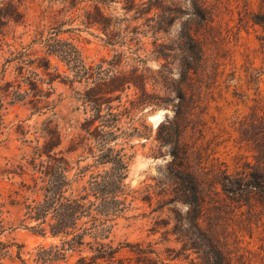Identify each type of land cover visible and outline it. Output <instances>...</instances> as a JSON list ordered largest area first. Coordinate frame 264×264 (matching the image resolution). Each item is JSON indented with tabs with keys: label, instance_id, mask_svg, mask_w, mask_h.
<instances>
[{
	"label": "rangeland",
	"instance_id": "1",
	"mask_svg": "<svg viewBox=\"0 0 264 264\" xmlns=\"http://www.w3.org/2000/svg\"><path fill=\"white\" fill-rule=\"evenodd\" d=\"M129 1L135 6L126 11ZM147 1L104 0L101 8L109 28L104 31L102 24L92 25L86 18V13H95L94 0H0L5 14L10 12V2L20 14L16 22L0 27V86L9 93L0 99L4 126L0 135V203L8 211L5 221L16 228L0 236L1 242L13 245L0 264H77V253H67L56 261L51 256L45 258L41 250L60 247V238H44L30 229L35 223L27 221L26 206L36 196L28 192L29 162L35 147L45 141L46 129L56 125L62 137L56 151L71 165H89L85 180L95 177L93 181L102 183L107 179L112 174L110 163L95 164L87 152L68 155L65 149L75 123L91 116L92 106L83 99L85 90L116 69L129 71L133 66L147 69L157 82H146L153 100L134 111V129L128 130L126 140L116 142L127 141L123 182L126 190L137 191V200L117 220L111 237L114 245L139 244L158 254L164 264H200L193 252H180L182 245L171 233L188 206L168 202L178 183L168 171L170 146H160L165 131H158L161 123L173 122L176 90L183 88L188 97L194 95V109L181 142L190 148L192 164L203 182L202 225L216 228L235 258L264 264V195L251 191L238 198L221 189L225 178L234 180L243 171L250 173L258 149L263 148L258 124L264 115V0H202V5L197 0H163L160 10L136 16V9ZM199 12L203 19L194 15ZM188 33L198 39L202 57L190 79L181 82L183 58L189 52L199 54L198 46L183 39ZM157 49H162L163 57L158 58ZM55 51L64 53L52 54ZM40 58L50 61L51 84L43 70L28 65ZM113 60L119 65L115 70L110 64ZM31 80L50 96L38 109L29 103ZM132 94L133 90L125 91L120 104L133 98ZM163 102L168 106H155ZM111 105L116 108L118 103ZM146 188L150 199L143 200L145 193L140 192ZM95 207L102 219L113 214L99 202ZM97 234L90 229L85 241L91 242ZM17 246H21L19 255ZM85 254L89 256L87 252L81 255ZM120 257L134 261L135 255L124 248Z\"/></svg>",
	"mask_w": 264,
	"mask_h": 264
},
{
	"label": "trees",
	"instance_id": "2",
	"mask_svg": "<svg viewBox=\"0 0 264 264\" xmlns=\"http://www.w3.org/2000/svg\"><path fill=\"white\" fill-rule=\"evenodd\" d=\"M94 1L95 13L94 15L90 12L86 13V18L92 25L102 24L103 30L107 31L108 24L105 22L106 18L103 16L104 12L101 8L104 0ZM200 1L202 0H197L202 5L203 2ZM12 2L8 4L9 13L5 14L0 8V27L11 20L16 22L20 17L18 8ZM162 2L163 0H149L143 4L142 8L136 9L135 15L139 17L142 14L150 13L153 9L160 10ZM129 3L125 8L126 11L135 6L132 1ZM194 15L204 18L202 12ZM159 26L162 25L159 24L157 27V30L160 31L162 29ZM157 32L154 33L157 34ZM106 36H109L110 41L111 34ZM183 39H187L189 44L199 48L198 55L189 52L183 58L180 81L186 82L190 79V73L197 68L202 57V51H200L202 47L198 39H195L190 33L183 36ZM58 53L64 52L55 51L52 54L60 55ZM156 55L158 58L163 57L162 49H157ZM110 64L114 70L119 66L116 60L110 61ZM28 65L36 71L43 70L49 78L48 83H52L53 75L49 73L50 61L47 58H40L37 62L32 60ZM89 69L87 67L86 71ZM160 78H162L161 75ZM149 79L157 82L155 77L148 75L147 69L134 66L129 71L116 69L113 75L100 80L83 93V99L92 106V113L88 118L75 123L74 133L67 141L65 153L71 155L81 150L82 153L87 152L92 158H95V164L110 163L112 174L102 183L93 181L95 177H91L92 181L85 180L89 165L80 167V162L71 165L61 151H56L62 142L56 125L46 129L45 141L41 146L35 147L29 162L32 174L28 192L36 197L31 199L26 206L27 221L35 223L30 228L35 234L44 238L49 235L61 240L60 247H54L56 250H53L54 248H50V251L41 250L45 254V258L51 256L52 261H56L58 258H65L67 253L71 255L77 253L80 255L77 264H164V260L151 249H143L141 245H133L130 242H119L114 245L111 240L114 228L118 225L117 220L122 218V214L137 200L135 196L137 191L126 190L123 182L126 178L128 164V157L124 153L127 141H122L119 144L116 142L129 137L127 132L133 128L131 115L134 111L141 110L142 107L152 102L151 98L153 97L146 90V82ZM28 85L30 86L29 103L33 108L38 109L39 105L47 102L50 96L47 92H43L33 80ZM129 90L134 91L133 98L120 104L121 95ZM8 95V89L0 86V99ZM27 95L28 93L25 91L24 96ZM175 97L177 104L172 105L174 120L168 124L161 123L158 131L159 133L165 131V135L160 138V146H170L171 161L168 171L178 183V188L173 191L174 197L168 202L186 204L188 208L185 215L179 218L171 233L182 245L180 252H193L200 264H248L241 258H235L233 251L229 249L228 241L220 236L216 228L208 223L205 227L202 225L205 222L201 196L203 182L199 180L196 168L192 164L190 148L181 142L187 130V122H189V117L194 109L192 106L194 95L191 94L188 97L186 90L179 88L176 90ZM114 102L118 103L116 108L111 105ZM158 104L163 105H154L168 106V103L165 102ZM259 121L258 127L261 133L259 140L263 142V148L258 149L256 165L250 168V173L243 171L239 175L240 178L234 180L225 178V182L221 183V189L227 195H236L238 198H242L251 191L264 195V115L259 118ZM3 129V119L0 115V135ZM110 142H113L114 147L109 145ZM118 145L120 148L116 149L115 147ZM73 171L74 174L71 175ZM141 193H145L143 200L150 199L148 188ZM98 202L103 209L107 208L113 212L110 218L102 219L100 217L102 214L95 207ZM5 213H8L5 210V204L0 203V236L16 229L13 228V224L5 221ZM98 227H100L101 233H99ZM90 229H95L98 234L91 242H87L85 241L88 236L87 231ZM106 240L108 241L106 242ZM12 246V244L0 241V263L8 255V249ZM20 248L21 246H17V255L20 254ZM124 248H128L129 252L135 255L134 261L130 257H120V252ZM83 252H87L89 256L81 255ZM34 261L38 263L37 260Z\"/></svg>",
	"mask_w": 264,
	"mask_h": 264
},
{
	"label": "water",
	"instance_id": "3",
	"mask_svg": "<svg viewBox=\"0 0 264 264\" xmlns=\"http://www.w3.org/2000/svg\"><path fill=\"white\" fill-rule=\"evenodd\" d=\"M152 119H154V122H156L158 120V116H153Z\"/></svg>",
	"mask_w": 264,
	"mask_h": 264
}]
</instances>
